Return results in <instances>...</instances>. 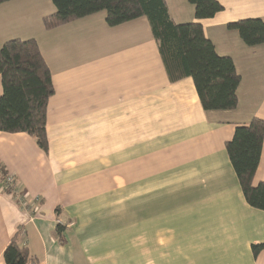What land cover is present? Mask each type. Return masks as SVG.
Listing matches in <instances>:
<instances>
[{
    "label": "crops",
    "instance_id": "crops-1",
    "mask_svg": "<svg viewBox=\"0 0 264 264\" xmlns=\"http://www.w3.org/2000/svg\"><path fill=\"white\" fill-rule=\"evenodd\" d=\"M218 1L223 10L199 20L187 0H166L240 75L237 106L210 111L190 77L169 80L145 17L110 27L100 11L45 29L51 0L0 4V47L36 39L54 89L47 153L26 132L0 131V164L28 206L0 177V264L19 228L30 264H264V249L251 250L264 243V211L245 201L225 150L237 125L264 120V43L248 46L226 25L264 20V0Z\"/></svg>",
    "mask_w": 264,
    "mask_h": 264
},
{
    "label": "trees",
    "instance_id": "trees-1",
    "mask_svg": "<svg viewBox=\"0 0 264 264\" xmlns=\"http://www.w3.org/2000/svg\"><path fill=\"white\" fill-rule=\"evenodd\" d=\"M10 0H0V4ZM194 6L196 19H207L223 10L218 0H187ZM55 11L42 18L45 29L105 12V22L113 27L145 17L170 81L190 77L199 103L205 111L229 110L237 106L236 90L240 75L230 56L221 55L203 31L200 22L176 23L170 16L166 0H51ZM248 46L264 43V20L244 18L229 22ZM0 131L26 132L47 153V102L53 94L50 69L34 38H13L0 47ZM264 137V120L252 117L237 125L225 150L236 174L245 201L264 211V182L253 184ZM1 180L6 176L0 164ZM12 187L17 188L14 178ZM9 192V190L5 189ZM56 234L64 242L65 227L60 222ZM22 228L11 237L2 252L4 264H30L32 256L19 237ZM264 243L252 244L256 255Z\"/></svg>",
    "mask_w": 264,
    "mask_h": 264
},
{
    "label": "built area",
    "instance_id": "built-area-1",
    "mask_svg": "<svg viewBox=\"0 0 264 264\" xmlns=\"http://www.w3.org/2000/svg\"><path fill=\"white\" fill-rule=\"evenodd\" d=\"M12 183H13V177L10 174H6V176L4 177V179L1 181V185L4 189L9 190V192L12 194L13 199L15 201H18L23 207L27 208L28 206H26V201L24 196L20 195L18 193V189L12 187Z\"/></svg>",
    "mask_w": 264,
    "mask_h": 264
},
{
    "label": "rangeland",
    "instance_id": "rangeland-1",
    "mask_svg": "<svg viewBox=\"0 0 264 264\" xmlns=\"http://www.w3.org/2000/svg\"><path fill=\"white\" fill-rule=\"evenodd\" d=\"M90 43H91V42H90ZM121 212H122V211H121ZM122 213H123V215H121V213L118 214V215L120 216V218L123 217V218H124V221H127L128 223H130L131 218L127 217V215L125 214L124 211H123ZM19 239H20V237H19Z\"/></svg>",
    "mask_w": 264,
    "mask_h": 264
}]
</instances>
